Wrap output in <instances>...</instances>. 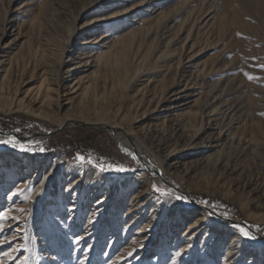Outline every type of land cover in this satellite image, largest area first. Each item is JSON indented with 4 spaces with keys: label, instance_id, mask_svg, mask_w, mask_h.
Segmentation results:
<instances>
[{
    "label": "rangeland",
    "instance_id": "374dc122",
    "mask_svg": "<svg viewBox=\"0 0 264 264\" xmlns=\"http://www.w3.org/2000/svg\"><path fill=\"white\" fill-rule=\"evenodd\" d=\"M94 52V66L68 76L66 60ZM260 65L264 0H0V141L12 137L4 131L59 129L29 142L13 136L23 148L0 143L4 156L36 159L24 186L26 176L0 159V212L9 216L0 219V264H264V229L254 227L264 224V208L252 205L260 199L254 176L264 182ZM81 76L78 96L60 103L67 81ZM126 131L162 177L129 155ZM227 135L253 137L263 158L249 161L237 147L226 159L201 147ZM206 153L211 161L196 159ZM78 154L128 171H100ZM59 164L100 178L83 191L77 174L62 182ZM224 217L238 221V233L225 235Z\"/></svg>",
    "mask_w": 264,
    "mask_h": 264
},
{
    "label": "bare ground",
    "instance_id": "6f19581e",
    "mask_svg": "<svg viewBox=\"0 0 264 264\" xmlns=\"http://www.w3.org/2000/svg\"><path fill=\"white\" fill-rule=\"evenodd\" d=\"M99 20H101V19H97V21H99ZM111 36L112 35L109 32L103 33L100 37H98V41H103L104 39L109 38ZM98 55L99 54H97L96 52L91 53L88 56L87 59H84V57H83L80 60L75 61L74 64L70 63L72 59L66 60V65L67 66L73 65L66 71V73H68L69 77H72L77 72H79L81 70L88 71L92 66H94V62L98 58ZM96 65H98V64L96 63L95 66ZM91 72L94 73L95 71H91ZM88 74L89 73H87L86 76H88ZM65 78H67V77H64L63 75L61 76V80L59 81V85L61 87L63 85H65L64 84V79ZM82 78H85V76H81L79 78L75 77V78L69 79L67 81L68 82L67 83V86H68L67 87V91L65 92V94L63 93L59 97V99L61 101L60 103L68 104L69 101H70V97L68 95H70V94H76L75 96H78L79 91L83 87V85L81 84V79ZM90 86H91V84L86 85L85 88L88 89ZM184 91L185 90H182V91H180V93L184 92ZM178 98H180V97H178ZM191 102L192 101H188L187 103H184V104H188V103H191ZM182 105L183 104H181L180 106H182ZM167 110H168L167 108H161L160 110H157L156 112H154V114L155 113H159L160 114V113L166 112ZM143 118H145V116ZM69 120H74V119H69ZM76 123H79V122H76ZM93 124L105 125V123H102V122L101 123L95 122ZM106 126H108V125H106ZM110 127L117 128L118 125L112 124V125H110ZM124 133L127 136V139H125V143L129 146V148L133 151L134 154L136 153L135 155L137 156V158H139L143 162V164L146 166V169L158 170V172L160 174H162V165L159 164V163H155L152 159L148 158L147 154L142 151L141 147L139 145L135 144L131 140V138L128 135V132L126 131ZM42 134H43V136L34 137L33 140H39V139L43 138L44 136H46L47 133L46 134L42 133ZM11 136L13 137L14 135H11ZM129 141L131 143H134V144L131 145ZM195 146H196V143L193 142V145L191 144V146L187 148L189 150L186 149L188 151V153H190L191 149L194 148ZM201 147L202 148H206V149L218 147V148H220V152H221V154H219V155H222L223 153L226 154V159H230L231 154H237V153L234 152V151H236L237 147L241 148V151L245 154L246 157H248L249 161H254L255 159H259L261 157L263 158V151H262L263 146L258 141H255L253 137L246 138L242 142H240V141L237 142V141H235V137L234 136L227 135V136L219 138V139H217L215 141H212V142H209V143H204V144H202ZM174 156H175V154L168 153L167 156H166V160H170ZM212 156L213 155L206 153L205 155H198L196 157V159H198V160L203 159L204 161L209 162V161L212 160ZM2 158L6 159V161H5L6 164H12V166L14 167L13 170H14V174H15L14 176L15 177L20 178L23 175L26 176L25 179L20 181L21 183H20L19 186L26 185V182H27L26 180L28 179L27 174L32 169V166L36 163V159L26 157V155H24V154H22L20 152H13V153L7 154L6 156H4V152H0V159H2ZM254 164H260V161L256 162V163L247 164L246 165L247 166L246 170H244V171L245 172L246 171H251L252 168L255 166ZM59 168H60L59 172H63L62 173L63 174L62 182L66 181V180H69L71 178H74V174H77L79 177H83L84 180L82 179L83 182L81 184L83 189H84L83 191H86L88 189V184H89L90 180H92V179L93 180H98L100 178V173L99 172L91 173L90 171H86L84 168L77 169L74 166L65 167L64 164H59ZM254 177H255V181L252 184L254 186V189L259 192V198L260 199L253 198L252 205L255 208H264V182L259 181V179H257L256 176H254ZM79 180L80 179L78 178L77 181H79ZM73 184H74V182H70L68 184V188L71 187ZM125 191L126 190H124L123 196H122L123 201H124V198L126 197V192ZM150 191L152 192L151 189H150ZM135 197L131 198V201H130V204H131L130 207L131 208L133 206L132 204L134 202ZM122 203H123L122 201L117 203V210L120 209ZM130 207H129L128 212L131 210ZM203 214L205 215V212ZM202 218H204V217H202ZM224 219H225L226 224H227V225L224 226V228H226L225 229L226 230L225 235L228 236L233 231H234V233H238V227H237V224H236V222H238V221L233 219V218H230V217H224ZM233 242H234V240L231 243L233 244ZM231 249H233V248H231ZM231 249L229 250V253H230Z\"/></svg>",
    "mask_w": 264,
    "mask_h": 264
},
{
    "label": "snow or ice",
    "instance_id": "6c2138e0",
    "mask_svg": "<svg viewBox=\"0 0 264 264\" xmlns=\"http://www.w3.org/2000/svg\"><path fill=\"white\" fill-rule=\"evenodd\" d=\"M260 67L264 68V65H260ZM245 75H247L250 80L254 78L251 75H249L248 73H245ZM0 143L11 144L13 147H21V148H23V145H21L20 142L15 137H11L9 139L2 140V141H0ZM27 150H32V149H27ZM39 150L40 151H44L45 149L40 148ZM129 155H131L134 160L137 159V157L135 156L134 153H129ZM76 159L79 160L82 163L86 162V163H89V164H94V166L96 168H98L100 171H108V170L121 171V172L128 171V169H126V168H124L123 166H120V165H108V167H105L103 164L93 161L90 156L89 157H85L83 155L78 154ZM152 187L155 189L156 192H161L164 195H172L171 192H168L166 190H162L159 187H157L156 185H153ZM24 191H25V189H23V188L17 189V192H21L22 193ZM30 191L31 190L29 189V192ZM28 198H30V197H28ZM176 198L177 199H184V197H180V196H178ZM205 203H207V202H205ZM20 211L23 212V211H25V209H20ZM209 215H212V213H209ZM8 218H9V216L5 215L4 212H0V219H5L6 220ZM13 219H15V217H13ZM3 230H4V226L0 225V232H2ZM239 230L242 233V235H244L246 237H249L251 235L250 232L246 231L242 227ZM4 243H6L5 240H0V244H4ZM21 247H23V245H21ZM13 251H16V249H13ZM128 254L131 255L132 253L129 252ZM4 255L7 258H9V259H13V260H18L19 259V258L12 257L11 253H9V252H5ZM176 255H180V253L177 252ZM19 264H27V258H24V260L19 261ZM82 264H83V262H82Z\"/></svg>",
    "mask_w": 264,
    "mask_h": 264
},
{
    "label": "water",
    "instance_id": "95a60500",
    "mask_svg": "<svg viewBox=\"0 0 264 264\" xmlns=\"http://www.w3.org/2000/svg\"><path fill=\"white\" fill-rule=\"evenodd\" d=\"M76 125H86V126H92V127H103V128H106V129H109L111 131H114V130H117L118 128H112L110 126H106V125H100V124H93V123H88V122H81V123H74ZM59 129H56L54 130V132L58 131ZM53 132V133H54ZM4 134H9V135H14L15 137H17L18 139L22 140V141H32L34 137H38V136H43V134L41 133H37V134H33V135H30V136H24V135H21L19 133H17L15 130H10V131H4L3 132ZM53 133H48L47 135H52ZM129 138V137H128ZM143 163V162H142ZM144 165V164H143ZM152 173L154 174H158L162 177V174H160L158 172V170H152L151 171ZM249 230H251L249 227H247Z\"/></svg>",
    "mask_w": 264,
    "mask_h": 264
},
{
    "label": "trees",
    "instance_id": "16d2710c",
    "mask_svg": "<svg viewBox=\"0 0 264 264\" xmlns=\"http://www.w3.org/2000/svg\"><path fill=\"white\" fill-rule=\"evenodd\" d=\"M256 229L263 230L264 229V224H259L254 226Z\"/></svg>",
    "mask_w": 264,
    "mask_h": 264
}]
</instances>
